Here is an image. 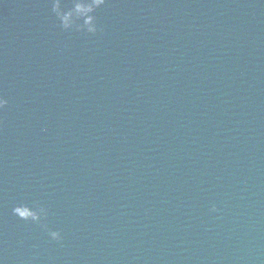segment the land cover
I'll return each instance as SVG.
<instances>
[{
  "label": "water",
  "instance_id": "water-1",
  "mask_svg": "<svg viewBox=\"0 0 264 264\" xmlns=\"http://www.w3.org/2000/svg\"><path fill=\"white\" fill-rule=\"evenodd\" d=\"M52 2L0 0V262L264 264V0Z\"/></svg>",
  "mask_w": 264,
  "mask_h": 264
},
{
  "label": "clouds",
  "instance_id": "clouds-1",
  "mask_svg": "<svg viewBox=\"0 0 264 264\" xmlns=\"http://www.w3.org/2000/svg\"><path fill=\"white\" fill-rule=\"evenodd\" d=\"M105 0H92V3L87 6V8L91 9L94 7H97L101 4H104ZM78 7H83L78 5ZM52 10L55 12L56 16L58 17L60 21V26L65 29L69 30L70 28L73 27V25H76V21L79 17V13H76L75 15L73 14L72 11L65 12L60 4V0H53L52 2ZM90 22L87 23V25H78V28L81 31H84L86 33H96L98 31V24L96 22V17H90L89 18ZM8 103L7 99L3 96L0 95V108H3ZM213 210H216V206L213 205ZM33 217H35V214H32ZM50 237L54 240H60L62 239L61 233L60 232H51ZM2 264V262H0Z\"/></svg>",
  "mask_w": 264,
  "mask_h": 264
}]
</instances>
